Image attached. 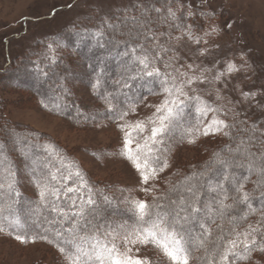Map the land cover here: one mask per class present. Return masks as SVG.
<instances>
[{
    "label": "rangeland",
    "instance_id": "374dc122",
    "mask_svg": "<svg viewBox=\"0 0 264 264\" xmlns=\"http://www.w3.org/2000/svg\"><path fill=\"white\" fill-rule=\"evenodd\" d=\"M102 27L106 37L116 40L132 59L147 53L149 70L155 67L162 74L159 79L143 75L139 78V89L147 91L136 97L137 103L128 106L124 111L128 115L123 119L121 114L115 119L104 114L106 109L115 107L103 101L94 76L87 70V59L75 52L74 45L66 46L67 33L80 30L86 35L79 37V42L85 41L86 36L94 41L101 35ZM136 32L142 37L135 41L132 34ZM121 60L115 75L128 72L129 78L133 77L136 67H124L127 60ZM48 66L54 69L52 76L49 74L51 80L45 83L49 89L45 90L46 96L50 98H40L38 84L40 79L46 80L43 72ZM119 77L115 83H121L118 87L122 88L126 76ZM164 77L173 89L181 87L186 93L185 97L174 91L184 100V116L161 138L162 142L153 146L149 161L151 167L157 168L156 178L145 185L124 154L125 132L131 133L130 148L135 152L136 145L143 144L150 135L148 118L165 99L160 83ZM189 79L191 84L187 83ZM195 97L199 100L189 99ZM59 103L64 108L58 107ZM214 120H222L228 127L215 131ZM138 121L146 124L142 133L129 127L121 131L118 127ZM205 128L208 135L203 134ZM190 129L199 131L189 135ZM189 139L195 142L189 143ZM263 142L264 0H0V159L6 157L0 166V184L10 179L17 182L23 195L38 200L39 189L32 176L38 166L25 162L26 152L21 145H33L38 150L43 147L50 154L56 151L59 158L65 157L68 168L83 172L101 195L94 208V219L107 215L104 223L108 226L103 233L109 245L116 243L124 250L120 236L114 240L108 233L122 236L121 226L133 225L126 222L134 217L133 200L146 203L154 195L158 197L156 202L172 210L175 206L170 201L182 197L192 200L187 191L192 188L200 208L199 196L209 197L211 189L220 184L219 178L243 183L244 192L252 188V206L248 201L237 205H243L240 227L255 222L264 213V182L258 183L262 178L255 171L250 172L247 164L261 163ZM218 160L226 161L227 166L220 165ZM165 161L167 167H163ZM160 167L163 171H159ZM233 171L240 173L235 175ZM144 188L150 191L146 193ZM7 194L16 198L13 193ZM224 203L232 207L225 209L220 223L206 224L212 240L239 228L231 220L236 203L232 199ZM210 207L204 204L198 219ZM25 210L28 227L41 224L36 219L35 206ZM94 219L91 222L95 224ZM226 225L230 227L228 234ZM185 228L190 229L195 243L202 232L199 223L192 221ZM44 229L49 227L45 225ZM20 230L25 231L24 226ZM12 238L0 232V264H68L59 250L46 242ZM128 246L132 257L146 258L151 263L157 259L160 264V255L148 246ZM194 254L205 260L209 257V252L197 246ZM262 263L264 253L257 251L248 260L236 262Z\"/></svg>",
    "mask_w": 264,
    "mask_h": 264
},
{
    "label": "snow or ice",
    "instance_id": "6c2138e0",
    "mask_svg": "<svg viewBox=\"0 0 264 264\" xmlns=\"http://www.w3.org/2000/svg\"><path fill=\"white\" fill-rule=\"evenodd\" d=\"M159 11V9H157ZM170 15L173 17L175 13L169 9ZM191 38V34H189ZM135 52V49H133ZM134 59L138 61L141 65L140 71L137 73L138 76H148V77H161V72L158 68L150 67V58L145 53V55L135 56ZM231 71V66H229ZM134 78V77H133ZM162 85V91L166 94L165 99L161 104L155 106V112L153 116L148 118V125H151L150 135L144 138L143 144L136 145V151L130 148L132 144L131 133L125 132L124 139V154L133 163L137 171L140 173L141 182L143 184H148L149 180L156 178L157 168L150 166L149 157L153 152V146L159 142H162V137L167 135L173 127L177 126L178 122L183 119L184 116V100L179 99V96H185L186 93L183 92L181 87L169 86L167 77L160 79ZM188 84L192 83V79L187 81ZM127 87V84L124 85ZM178 93L179 96L174 95ZM245 96L248 93H244ZM199 100V97L189 98ZM134 111V108L132 109ZM200 111L199 109H197ZM208 111H214L213 109H207ZM202 115L206 113H201ZM127 112H123L120 115V119L127 116ZM213 123L217 125L215 131H219L223 127H228L224 124L222 120H214ZM121 131H124L126 127H129L137 132H144L146 129V124L143 121H138L134 125H118ZM192 131H199V129H190L188 134L191 135ZM204 135H208V129L205 128ZM227 134V133H225ZM189 143H194V139H189ZM3 146L0 145V150ZM47 150V146H46ZM6 159V157H5ZM156 163L159 164V157H157ZM222 166H227V162L224 160H218ZM237 167H244L243 164H237ZM163 167H167V162L165 161ZM163 167L159 168V171H163ZM250 172L255 171L261 180L258 183L264 182V158H261V163L257 165L255 161H250L247 164ZM11 175V173H9ZM79 177L81 183L79 187H85L86 181L84 180L82 174L77 171L75 173ZM51 181H56L57 177L55 174H51ZM67 179V177L65 178ZM225 179H229L226 174ZM234 179V178H233ZM247 179V178H245ZM37 188L39 189L40 201L39 205L43 209H50L52 213L57 216L62 217L60 221L61 224L64 222H70L71 227L67 229H57L55 230V241L48 240L47 235L41 236V239L48 240L49 243H56L58 250L62 255L65 256L68 264H150L148 259L134 258L129 253L132 249L128 245H148L151 244L154 247L162 251L163 255L171 262V264H190L191 249L193 246L204 249L206 252H210V257L206 258V264H236V259H248V255H242L239 249H243L244 252L250 255L252 250H259L264 253V213L261 214V220L257 221V226L253 227L249 225V230L240 233H233L235 238L227 239L226 243L225 237L223 235L218 236L216 240L210 239L211 230L206 227L207 221L205 223H199L198 214L202 209L197 207L198 196L193 191L192 188L187 189L189 193L192 194V200L189 202L183 197L179 200H172L170 204L175 206L171 211L165 210L163 205L153 203L146 204L143 201L133 200L131 203L134 209V215L136 217V222L130 228L121 226L123 235L120 233H108L113 236L115 240L117 236L123 240L125 248L123 251L117 246L116 243L108 245L106 242L101 241L96 232H91L90 234L79 235L80 221L84 220L87 215V207L94 205V200L91 197V189H88L89 195L87 200H84L83 196L77 197L81 200V205L79 209L72 212L65 211L56 201L59 200L61 193L67 195L68 193L79 192V187L77 188H58L54 183L49 182L45 179L43 182L37 179L35 181ZM4 185L0 184V189H3ZM244 185L240 183L236 187L235 191L239 193L238 196L234 197V202L244 203L248 200L249 195L247 192L243 191ZM7 190L11 194L14 189V184L9 182L7 185ZM146 193L150 191L148 188L142 189ZM213 191H218L222 193V199L219 201L221 208V216H223L224 209L231 208L232 205L225 204L224 200H227L228 194L222 183L217 184ZM18 196L19 193H16ZM107 199V197L105 198ZM155 199V198H154ZM76 199L71 200L70 207H75ZM9 210L12 209V203L7 205ZM153 209H159L153 212ZM5 206L0 205V232L5 231L4 221L9 219L4 216ZM211 212V209H208ZM183 213V215H182ZM10 211V215H11ZM35 214H38V210H35ZM192 221H197L202 232L199 236L194 238L191 236L190 229H186L185 225ZM49 223H56L55 220L49 221ZM21 224L19 214L16 213L14 218L9 220V227L16 225L19 227ZM51 229H45L44 231H50ZM259 235V240L257 236ZM241 237H243L241 239ZM17 240L21 242H27L25 237L21 235L16 236Z\"/></svg>",
    "mask_w": 264,
    "mask_h": 264
},
{
    "label": "trees",
    "instance_id": "16d2710c",
    "mask_svg": "<svg viewBox=\"0 0 264 264\" xmlns=\"http://www.w3.org/2000/svg\"><path fill=\"white\" fill-rule=\"evenodd\" d=\"M104 32V33H102ZM102 32L101 35H99L98 37H96V39L94 41H92V39H90L89 36H86L87 39L84 41H78V38L81 37L82 35H86V34H82L80 32V30L76 31V32H71L70 34L67 33V44L66 46L71 48V45H74L72 48H74L75 52H78L80 54H82L85 59H87V70L89 71V73L91 75L94 76L95 81L94 83L96 84V88H98L97 90L100 92L101 96H103V101H105V103L108 105H112L113 107H115V109H106L104 114H110L112 116H114L113 118H117L119 117V115L121 113H123L130 104L132 103H137L138 101H134L136 100V97L140 98L141 94L145 91H147L144 88H140L139 89V78L142 77V75L138 76L137 73L140 71L141 67L138 63V61H135L134 59H132L131 54L125 52V48L123 46H120V44L116 41V40H112L109 36L106 37L105 34V28L102 27ZM141 33H134L132 34V38L133 40H138ZM76 41L78 42V44H74L76 43ZM69 45V46H68ZM118 59V63L116 64V61ZM121 59H124L125 61L127 60V62L125 63L124 67H136V72L135 74H133L134 78L131 77L129 78V73L124 72V73H120L119 76H121L123 74V76H126L125 78H123V85H125V83L127 84V87L125 86H119V84L121 83H115L116 78H118V75H115L116 70L118 69V66L116 67V65H120L121 63ZM129 60V61H128ZM58 63V62H57ZM55 63V64H57ZM54 72L53 66H48V68H46V71L43 72V74L46 75V80H39L38 84V95L42 96L40 98H43V96H45L46 98H50V96H46V94H48L46 91L49 90L48 88H46L45 83L48 82L49 80H51L52 73ZM50 74V76H49ZM120 78V77H119ZM138 87V88H137ZM46 90V91H45ZM141 90V92L139 91ZM143 95V94H142ZM44 97V99H45ZM43 99V100H44ZM58 107H63L64 105H61L60 103L58 104ZM68 110L71 111V109H69V107H67ZM70 111H66V113L69 114V116H71V112ZM239 121V120H238ZM261 141V140H259ZM262 146H264V142L262 143ZM22 149L24 152H26L24 154L25 156V162L29 161V163H33L36 164L38 166V171L37 173H32V176L34 178V180L36 181L37 179L41 180V182H43L45 179L49 180V182L54 183L58 188H77L79 187L81 181L79 179V177H77L75 175V173L77 171L74 170V168H72L71 166H69V168L66 165V161H65V157L63 156L62 158H59V156L56 155V151L53 152V154L48 153L47 151L44 150V148H40L39 150L37 148H35V146L31 145L29 147H25L24 144L22 143L21 145ZM216 151H214V153H216ZM46 157H48V160L46 159ZM1 158L0 159V166H2L5 161ZM44 158V160H43ZM48 162V164H47ZM221 165V164H220ZM235 170V169H233ZM52 172V173H51ZM235 175L239 174L240 171H233ZM80 173L82 174L84 180L86 181V186L85 187H79V192H73V193H68L67 195H64L63 193H61L60 198L58 201H56L61 207L64 208L65 211L69 212V214L71 215L72 212H75L79 209L80 205H81V200L77 197L83 196L84 200H87L89 192L88 189H91V197L94 200V205L91 206H86L87 207V215L85 217L84 220L80 221V229L81 231L79 232V235H85V234H90L91 232H96L98 237L100 238L101 241H104L108 244L106 234L103 233V230L108 226L107 223H104L105 218H107V215L102 216L101 219H99V217H97L96 219H94V208L95 205H97L98 200H99V196H101L98 192H96L93 187H92V183H90V180L86 179V177L84 176L83 172L80 171ZM212 173L214 174L215 172L212 171ZM51 174H55L57 179L56 181H51L50 177ZM67 177V179H65ZM172 180L171 178L168 180L170 181ZM218 183H222L224 185L225 190L227 191L228 194V199L227 200H233L234 197L237 196L236 194V187L239 186V183L237 182V180H232L230 182H224V180H221L220 178L218 179ZM9 182H12V180L10 179H5L4 180V188L5 189H1L3 190V192H1L0 190V205H4L5 206V212H4V216L8 217L9 219L7 220H11L12 218H14V216L16 215V213L19 214L20 217V221L21 224L19 226V229H16V225H13L12 227L8 226V222L4 221V225H5V234L11 237H16L17 235H21L23 237H25V239L28 241V239H32V241H43L48 243L49 245L55 247L58 250V247L56 245V243H49L48 240H53L55 241V230L57 229H67L69 227H71L70 222H64L63 224L60 223V221L62 220V217L57 216L55 213H52L50 211V209H43L40 205H39V201H40V196L38 200H33L32 198H28L25 195L22 194V192L17 188L18 184L17 182H12L14 184V189L15 191H13V196L16 195V193H19V195H16V198L13 199V197L11 195H8L7 193V185ZM249 198H248V203L252 204L255 202L254 200V195L255 192L252 190V188H249V190H247ZM7 192V193H5ZM212 194H210L209 197L206 196V198L204 197V195L199 196V198L201 199V203H200V209L203 208L204 204L207 205H211L212 207L211 210L212 212H205L204 214L200 215V219H199V223H205V221H207L206 224H210V223H220V221L222 220V216L220 214L221 212V208H220V203L219 201L222 199L223 194L219 193L218 191H212ZM39 195V194H38ZM75 198L76 199V205L75 207H70L71 205V200ZM155 198V199H154ZM157 196L152 195L148 201L146 202V204H153V203H157L160 204L158 202H156L157 200ZM234 202V200H233ZM9 203H12V209L9 210L7 208V205ZM30 203V204H29ZM236 203V208L233 209V213L234 215H232L233 217H231L232 223L234 225L239 226L235 227L233 229H235V232H240L243 233L247 230H249V225H252L253 227L257 226V221L261 220V214L259 216V218L255 221V222H250L248 223L246 226H242L240 227V225L242 223H240V217L241 215H243L242 213V207H243V203L237 205V202H234V204ZM246 202H244L245 204ZM233 204V206H234ZM30 205H33L37 208L38 210V215L36 217V219L41 223L40 225L37 224L36 227H28V222H26V213L27 211L25 209H27ZM162 205V204H160ZM199 208V207H198ZM133 209V208H132ZM110 210V209H109ZM134 210V209H133ZM159 209H153L152 211H158ZM166 210V208H165ZM169 211H171V209H167ZM10 211H11V215H10ZM224 215L225 214V209L223 210ZM109 213H113V212H109ZM108 213V214H109ZM25 216V217H24ZM96 221V223H92L91 220L93 221V219ZM55 220L56 223H49V221H53ZM98 220V221H97ZM123 221V220H122ZM125 222V221H124ZM127 223H133V225L136 222V217L134 215V217L130 220V221H126ZM48 226L49 229H51L50 231L45 232L44 230V226ZM21 226H24V230H20ZM206 226V225H205ZM227 228L225 229L226 233L228 232L227 229L230 228L228 227V225H226ZM208 227V226H206ZM232 227V226H231ZM210 228V227H208ZM232 229V230H233ZM193 233L195 232V229H193ZM228 234V233H227ZM47 235L48 240L45 239H41V236H45ZM29 237V238H27ZM12 238V239H13ZM235 238V235L233 233V231H231L230 235L228 234L227 236H225V243L227 241V239H233ZM243 237H241L242 239ZM257 239H259V235L257 236ZM109 245V244H108ZM149 248L153 249L154 251H156L160 256V264H171V262L163 255L162 251L159 250L158 248L154 247L151 244L146 245ZM196 250V246H193L191 249V259H190V264H206V260L202 259V257L199 255L198 257L194 254ZM238 251H240V253L242 255H248V259L250 258V256L252 255L253 252L257 251L260 252L259 250H252L250 255L246 252L243 251V249H239ZM60 253V251H59ZM261 253V252H260ZM61 254V253H60ZM62 255V254H61ZM209 257H210V252H209ZM64 258L65 256L62 255ZM208 257V258H209ZM248 259H236L237 261H245ZM256 259V258H255ZM258 262V259H256ZM150 261V260H149ZM151 263V261H150ZM159 264V262L157 261V259H154V262H152L151 264ZM259 263V262H258ZM264 264V263H262Z\"/></svg>",
    "mask_w": 264,
    "mask_h": 264
}]
</instances>
